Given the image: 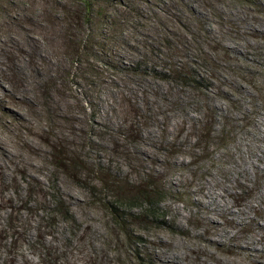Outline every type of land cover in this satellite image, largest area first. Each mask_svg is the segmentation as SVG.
<instances>
[{
    "label": "rangeland",
    "instance_id": "rangeland-1",
    "mask_svg": "<svg viewBox=\"0 0 264 264\" xmlns=\"http://www.w3.org/2000/svg\"><path fill=\"white\" fill-rule=\"evenodd\" d=\"M92 1L115 15L117 62L196 64L209 92L97 82L71 66L76 0H0V264H264V0ZM211 116L229 142L197 148ZM139 176L165 216L122 230L100 183Z\"/></svg>",
    "mask_w": 264,
    "mask_h": 264
},
{
    "label": "trees",
    "instance_id": "trees-1",
    "mask_svg": "<svg viewBox=\"0 0 264 264\" xmlns=\"http://www.w3.org/2000/svg\"><path fill=\"white\" fill-rule=\"evenodd\" d=\"M77 4L67 11L68 20V42H69V55L71 66L78 67L79 69L85 64L84 71L89 78L93 80L96 79L97 82L101 79L103 83L110 86L115 85L117 82L129 79L132 75H137L139 77H150L162 82H174L187 89H191L193 92H200L208 94L210 78L206 75H202L199 67H195L192 63H182L175 64L168 59L169 64L164 63L161 69H157V66H149L147 63L151 61L147 59L148 56L144 55L143 58L138 60L136 63L131 65H122L115 60L117 57L114 53L113 46H111V40L113 39V34H116L114 30V17L112 12L109 10H100L98 6L92 0H76ZM110 7L114 8L112 0H103ZM95 17L98 19L100 27L99 32H95L92 27ZM178 23H181L178 20ZM103 25V28L101 26ZM107 29V36H100L102 31ZM183 28V27H182ZM166 35H169L171 29L167 26L164 28ZM103 35V34H101ZM163 40L171 44L168 37ZM152 53V52H151ZM93 60L90 62V59ZM155 57V56H154ZM264 97V92H263ZM207 119L204 123H201V130L198 132L206 133V136L200 137V141L197 142L196 147L200 148L203 146L208 150L212 144V139L217 138L219 140V145H227L229 139L224 136L225 128L217 131L215 129V122L213 116ZM217 133L216 135H213ZM203 150V149H202ZM65 162V161H64ZM103 165V164H102ZM68 167H72L68 162ZM108 183L110 186L114 187L116 190V198L107 203L106 209L109 212L110 217L114 220L122 230L125 229V222L130 219L131 216H141L144 220H149L150 222L162 223L164 214L159 209V201L157 196L160 192L153 183H145L139 176L138 189L133 191L121 190L117 183L113 181L107 182V180L101 181ZM107 185V184H105ZM143 185V186H141ZM137 201L145 204V207L135 214L131 215V211L135 209V204ZM53 208L62 206L60 202L53 201L50 202ZM48 217L56 215L55 212H49L46 214ZM161 219V220H160Z\"/></svg>",
    "mask_w": 264,
    "mask_h": 264
},
{
    "label": "bare ground",
    "instance_id": "bare-ground-1",
    "mask_svg": "<svg viewBox=\"0 0 264 264\" xmlns=\"http://www.w3.org/2000/svg\"><path fill=\"white\" fill-rule=\"evenodd\" d=\"M0 187H2V140L1 139H0ZM213 199L215 200V198ZM1 207H2V202H0V208ZM0 217H1V214H0Z\"/></svg>",
    "mask_w": 264,
    "mask_h": 264
}]
</instances>
